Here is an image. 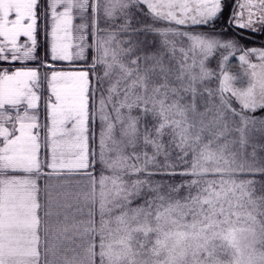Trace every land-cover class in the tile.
Segmentation results:
<instances>
[{
    "label": "snow or ice",
    "instance_id": "snow-or-ice-1",
    "mask_svg": "<svg viewBox=\"0 0 264 264\" xmlns=\"http://www.w3.org/2000/svg\"><path fill=\"white\" fill-rule=\"evenodd\" d=\"M228 8L0 0V264H264V0Z\"/></svg>",
    "mask_w": 264,
    "mask_h": 264
},
{
    "label": "trees",
    "instance_id": "trees-1",
    "mask_svg": "<svg viewBox=\"0 0 264 264\" xmlns=\"http://www.w3.org/2000/svg\"><path fill=\"white\" fill-rule=\"evenodd\" d=\"M229 4V8L225 10L223 17L217 22L216 28L217 30L221 29L222 27H226L225 24V20L227 19L229 13L231 12V10L233 8H235V2H228ZM201 30L204 31H208L209 29L206 28H200ZM233 29H229V33L232 32ZM261 36H255L254 39L253 36L251 37L252 39V45L256 44L257 46H262L264 45V30H262L261 32ZM258 33V34H259ZM43 55L45 56V46H43ZM90 56L92 55L91 52H89ZM54 66V68H59V69H64V68H71V67H81V66H74V65H70V64H57V63H53L52 64ZM16 67H21V64H17L15 65ZM47 68H44L43 73H45ZM42 109H43V100H42ZM264 113L258 112L256 113V115H261ZM255 143L258 145H264V139L257 137V139L255 140ZM247 152L250 154L252 152V147L251 145H249L247 147ZM256 155L258 157V159H260L261 161H264V147H257L256 149ZM175 159V157L173 156V160ZM246 178H254L256 181L260 182V181H264V176H261L259 174H257L255 177H246ZM186 177H182L179 175L176 176H168V175H156L153 176V181L161 183V184H179L181 183L183 180H185ZM257 188H259V183L257 184ZM139 202V201H138Z\"/></svg>",
    "mask_w": 264,
    "mask_h": 264
},
{
    "label": "rangeland",
    "instance_id": "rangeland-1",
    "mask_svg": "<svg viewBox=\"0 0 264 264\" xmlns=\"http://www.w3.org/2000/svg\"><path fill=\"white\" fill-rule=\"evenodd\" d=\"M227 2H235L236 3V0H227ZM145 22V18L144 17H141L139 15H136L135 19L133 20V26L134 27H139L141 23ZM147 22H151V21H147ZM41 29H44L47 27L46 24H42L40 25ZM197 30L199 31H204V30H201L200 28H198ZM43 32V31H42ZM234 32L235 30H233L232 32H227V35L229 36H232L234 35ZM245 33V35L247 36V39L245 40H242L241 43L244 44L245 46L247 47H259V46H253L252 45V39H254L255 36H261V33ZM253 36V38L251 39V37ZM137 39H140V40H143V41H146L148 46H149V50L151 51H154L155 48L152 47L153 45V42H155V44L158 46V43H159V38L158 37H155L151 34H148L147 36H145L144 34H139L137 37ZM90 41H91V38H89ZM264 39V38H263ZM42 41L44 42V46H45V56L43 55V48H41L39 51L37 50V57L38 59L36 61H32L33 63L35 62H42L44 60H47L48 62L51 61L50 57L47 55L48 53V48H49V42H50V36H46L44 38H42ZM40 44H38L37 48L39 47ZM42 45V44H41ZM88 56L89 58L91 57L90 54L88 53ZM87 60L85 61H74L72 64L70 65H74V66H81V65H85L87 64ZM52 64L53 63H57V64H68L67 62H63V61H52L51 62ZM85 63V64H84ZM214 66V65H213ZM65 69V68H64ZM57 70H63L62 68L61 69H57ZM66 70H70V69H66ZM239 69L238 68H233V71H238ZM151 179L153 180V177H151Z\"/></svg>",
    "mask_w": 264,
    "mask_h": 264
},
{
    "label": "crops",
    "instance_id": "crops-1",
    "mask_svg": "<svg viewBox=\"0 0 264 264\" xmlns=\"http://www.w3.org/2000/svg\"><path fill=\"white\" fill-rule=\"evenodd\" d=\"M40 29H41V27H40ZM45 37V33H44V31L42 32L41 30H38V32H37V40H38V44H40L39 45V47L37 48V50L39 51L41 48H43V46H44V42L42 41V38H44ZM25 38H21V40L23 41ZM42 44V45H41ZM253 46H257L256 44H253ZM52 61H50V62H48L49 64H52L51 63ZM17 64H20V63H16V64H14V65H9V64H4V65H0V66H2V67H6V68H9V69H12V68H18V67H16L15 65H17ZM40 64H41V62H35V63H33V62H29V64H28V66L29 67H39L40 66ZM85 64V63H84ZM87 66H88V62H87V64H85V65H81V67H71V68H65V69H63V70H66V69H82V68H84V69H86L87 68ZM56 70L57 69H59V68H55ZM41 73H43V70H44V68L43 67H41ZM46 72H49L50 71V69H46L45 70ZM41 114H43V109H42V101H41ZM47 171V170H46ZM77 179L78 178H76V177H72V178H70V184H69V190L70 191H73V192H75V191H77V188H76V181H77ZM41 184L43 185V179H41ZM51 183H53V184H55V183H58L57 181H55V180H53V181H51Z\"/></svg>",
    "mask_w": 264,
    "mask_h": 264
}]
</instances>
